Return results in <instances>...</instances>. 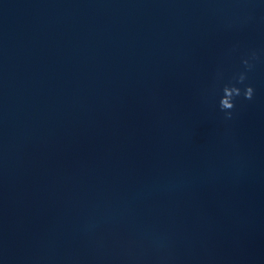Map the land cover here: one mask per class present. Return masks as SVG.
<instances>
[{
    "label": "water",
    "instance_id": "1",
    "mask_svg": "<svg viewBox=\"0 0 264 264\" xmlns=\"http://www.w3.org/2000/svg\"><path fill=\"white\" fill-rule=\"evenodd\" d=\"M0 264H264V0H0Z\"/></svg>",
    "mask_w": 264,
    "mask_h": 264
},
{
    "label": "clouds",
    "instance_id": "2",
    "mask_svg": "<svg viewBox=\"0 0 264 264\" xmlns=\"http://www.w3.org/2000/svg\"><path fill=\"white\" fill-rule=\"evenodd\" d=\"M250 58L257 59V53L252 51L250 53ZM241 63L248 69L252 67L249 58H242ZM246 79L245 73L241 72L235 77L236 83L224 84L221 88V95L218 101V107L223 112L225 120H230L232 118V110L235 108V98L243 95L245 99H251L253 97L254 89L250 84H244ZM243 84V91L238 85Z\"/></svg>",
    "mask_w": 264,
    "mask_h": 264
}]
</instances>
